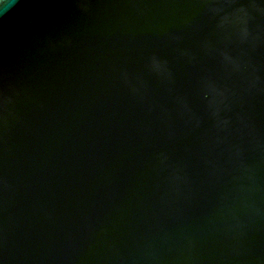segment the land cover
<instances>
[{
	"label": "water",
	"instance_id": "water-1",
	"mask_svg": "<svg viewBox=\"0 0 264 264\" xmlns=\"http://www.w3.org/2000/svg\"><path fill=\"white\" fill-rule=\"evenodd\" d=\"M0 264H264V0H0Z\"/></svg>",
	"mask_w": 264,
	"mask_h": 264
}]
</instances>
